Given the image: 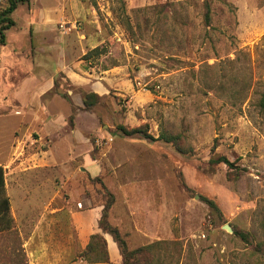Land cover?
<instances>
[{"label": "rangeland", "instance_id": "rangeland-1", "mask_svg": "<svg viewBox=\"0 0 264 264\" xmlns=\"http://www.w3.org/2000/svg\"><path fill=\"white\" fill-rule=\"evenodd\" d=\"M10 17L0 264H122L106 193L137 264H264V0H30ZM94 234L104 263L81 257Z\"/></svg>", "mask_w": 264, "mask_h": 264}, {"label": "trees", "instance_id": "trees-1", "mask_svg": "<svg viewBox=\"0 0 264 264\" xmlns=\"http://www.w3.org/2000/svg\"><path fill=\"white\" fill-rule=\"evenodd\" d=\"M30 0H7V6L0 12V48L5 45V31L9 30L14 26V22L11 19V14L15 11L18 5H23L29 3ZM204 23L206 26L210 24V7L209 4H205V13H204ZM100 55L98 48H95L87 52L84 56V60H89ZM100 97L94 93H89L84 96L83 104L86 108L95 106ZM260 108H264V95L261 96V99L258 102ZM123 135L125 136H134V135H146L143 134L139 129L127 130L124 127L119 128ZM164 141H170V139L165 135H161ZM214 163H222L228 168L233 167V163L227 160L225 157H219L214 160ZM108 201L104 202L101 217L98 223L99 229L102 233L107 234L111 237L112 241L116 244L118 252L122 258V264H137L138 257L141 255L139 252L144 249L134 250L128 252L126 249L125 242L121 237L119 231L112 227L108 221V211L111 207L113 197L106 193ZM209 208L218 211L216 205L209 200H206ZM11 227V218H10V204L9 199L5 193V176L4 170L0 166V232L10 229ZM243 239L246 236H241ZM147 248H145L146 250ZM81 257L91 263H104L108 260L107 247L104 238L99 234H94L90 236L89 242L82 252Z\"/></svg>", "mask_w": 264, "mask_h": 264}, {"label": "water", "instance_id": "water-1", "mask_svg": "<svg viewBox=\"0 0 264 264\" xmlns=\"http://www.w3.org/2000/svg\"><path fill=\"white\" fill-rule=\"evenodd\" d=\"M223 228H224L227 232L232 233V229H231L230 226L226 225V226H224Z\"/></svg>", "mask_w": 264, "mask_h": 264}]
</instances>
